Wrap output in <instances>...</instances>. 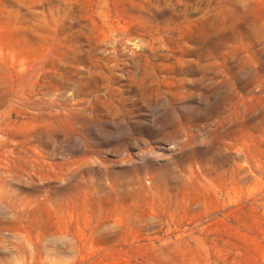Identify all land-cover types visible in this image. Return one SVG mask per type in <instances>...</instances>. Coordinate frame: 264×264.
I'll return each instance as SVG.
<instances>
[{
	"label": "rangeland",
	"instance_id": "rangeland-1",
	"mask_svg": "<svg viewBox=\"0 0 264 264\" xmlns=\"http://www.w3.org/2000/svg\"><path fill=\"white\" fill-rule=\"evenodd\" d=\"M0 264H264V0H0Z\"/></svg>",
	"mask_w": 264,
	"mask_h": 264
}]
</instances>
